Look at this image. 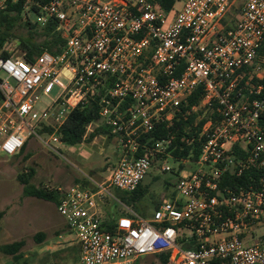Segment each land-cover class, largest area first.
Masks as SVG:
<instances>
[{
  "label": "built area",
  "instance_id": "1",
  "mask_svg": "<svg viewBox=\"0 0 264 264\" xmlns=\"http://www.w3.org/2000/svg\"><path fill=\"white\" fill-rule=\"evenodd\" d=\"M9 1H21L23 13L35 14L41 25L56 20L65 43L60 53L45 50L33 60L0 57V156L17 154L33 135L52 147L43 135L58 141L72 110L113 79L99 114L119 138L120 161L105 180L84 174L91 186L46 185L60 193L56 206L77 236L79 264H137L159 253L169 254V264H264V236L244 241L264 226V67L258 62L264 0L239 7L238 0H185L173 18L155 0H0V10ZM234 9L238 18L230 23ZM64 69L68 82L60 78ZM246 75L249 94L239 87ZM56 86L59 94L38 109ZM198 87L200 106L216 107L218 117L203 127L199 157L179 160L195 168L181 171L176 197L147 217L113 190H136L154 160L161 171L171 170L164 156L172 137L141 156L138 138L171 118ZM45 127L53 132H41ZM250 168L259 175L249 185H223L228 173L241 176ZM107 199L122 210L113 228L106 225Z\"/></svg>",
  "mask_w": 264,
  "mask_h": 264
},
{
  "label": "rangeland",
  "instance_id": "2",
  "mask_svg": "<svg viewBox=\"0 0 264 264\" xmlns=\"http://www.w3.org/2000/svg\"><path fill=\"white\" fill-rule=\"evenodd\" d=\"M242 1L238 0L235 7H239ZM184 3L185 0H176L169 15L181 10ZM238 12L239 9H234L230 13V23L237 20ZM32 17L35 18L36 15L32 14ZM6 47L13 56L22 57L16 40L9 42ZM258 62L264 67V54H260ZM60 78L68 82L71 73L64 69ZM249 78L250 76L246 75L239 81V87L243 88L244 94L249 93ZM59 92L60 88L56 86L50 96H42L38 109L46 107L51 100L50 97H56ZM96 122L97 125L90 124L87 127V137L95 130V126L102 125L100 119ZM58 137L59 140L55 141L49 134L43 135L44 139L51 142L52 147H49L33 135L20 154L0 156V211L4 212L0 217V264H79L80 245L77 236L68 229L56 203L26 195L19 176L22 174L29 176L30 183L36 187L45 185L68 187L75 182L91 186L85 180L84 174H89L100 181L105 180L110 174L102 173L106 168L105 163L107 161H110V164L114 163L117 152L121 151L122 147L119 138L110 132L103 136L98 134L91 141L74 145H67L62 142L60 136ZM164 157L171 170L161 171V164L153 163L152 169L142 181L147 191L141 197V209L132 207L147 217L151 216L162 200L176 197L181 171L195 168L194 164L181 163L170 154ZM114 192L116 193V190ZM110 211L116 214V218L122 215L120 205L112 199H107L104 214L110 216ZM40 234H44L43 240L39 239ZM262 236L264 226H258L245 236L244 241L247 244L255 243ZM14 242H22L16 253H8L2 249L3 245ZM138 264L162 263L156 255H145L139 259Z\"/></svg>",
  "mask_w": 264,
  "mask_h": 264
},
{
  "label": "trees",
  "instance_id": "3",
  "mask_svg": "<svg viewBox=\"0 0 264 264\" xmlns=\"http://www.w3.org/2000/svg\"><path fill=\"white\" fill-rule=\"evenodd\" d=\"M155 2L165 11L169 12L174 8L176 0H155ZM33 11H35V8H33ZM12 40L17 41V46L21 51L20 55L27 60H33L35 56L40 55L45 50L60 53L65 43V37L58 30L56 20H49L45 25H41L31 15L23 13L21 1H9L7 6L0 10V57L12 56V52L6 47ZM259 53L264 54V45L260 48ZM254 82L258 84L259 80L255 79ZM112 83V78L107 79L105 88L94 98L90 99L87 103L79 104L72 110L57 131L63 143L74 145L84 141H91L98 134L110 132L109 128L102 124L96 127L88 137L86 136L87 127L100 119L99 111L102 98L107 94V90L111 87ZM202 96V87L196 88L183 101L180 110L171 118L156 122L149 131L143 132L138 138L139 148L137 156L145 155L147 148L152 147L159 140L172 137V144L168 148L170 154L177 160L190 159L195 161L199 157L202 145L206 139L202 134L204 125L210 119L218 117L216 107L200 106ZM261 119L264 124V112ZM42 131L51 133L53 132V128L45 127ZM27 142L21 151L15 155L24 151ZM234 151L239 156H245V152L237 147H234ZM153 163H156V160ZM183 166L182 164L181 167ZM258 175L259 173L256 168L246 170L241 176L228 173L225 176L223 185L231 187L249 185L253 182L252 178L257 179ZM19 177L24 184V193L26 195L55 203L58 202L60 193L56 189H50L46 185L36 187L30 183L29 176L22 174ZM146 191L147 188L141 182L133 192L116 190L115 195L126 204L139 210L141 209V197ZM142 214L144 213L142 212ZM3 215L4 212L0 211V217ZM110 216L111 220L106 225L113 228L115 226L114 217L113 215ZM43 238L44 234H40L39 239L43 240ZM21 246L22 242H14L3 245L2 249L5 252L14 254L19 251ZM156 256L161 260L162 264H169L168 253H159Z\"/></svg>",
  "mask_w": 264,
  "mask_h": 264
},
{
  "label": "crops",
  "instance_id": "4",
  "mask_svg": "<svg viewBox=\"0 0 264 264\" xmlns=\"http://www.w3.org/2000/svg\"><path fill=\"white\" fill-rule=\"evenodd\" d=\"M175 14V13H174ZM174 14L172 15H169L170 16V18H173L174 17ZM91 124H95V125H97V122H93V123H91ZM96 127H98V126H95V128ZM103 134H105V133H102V134H99L100 136H103ZM98 135H96L94 138H96ZM120 152V153H119ZM119 152H117V158L115 159V161H114V163H112V164H110V161L108 162H106L105 163V170L104 171H102V173L105 175V173H110V171H111V168L112 167H114V166H116L117 164H118V162L120 161V159H121V156L120 155H122V152L121 151H119ZM107 165V166H106ZM102 175V174H101ZM75 183H77V182H75ZM72 184H74V183H72ZM71 184V185H72ZM114 190H117V189H114ZM113 190V191H114ZM114 194H115V192H114ZM125 203V202H124ZM128 205V204H127ZM130 206V205H129ZM111 212V211H110ZM153 213V212H152ZM111 215H113V217L116 219V214L115 213H113V212H111ZM152 215V214H151ZM111 217V216H110Z\"/></svg>",
  "mask_w": 264,
  "mask_h": 264
},
{
  "label": "clouds",
  "instance_id": "5",
  "mask_svg": "<svg viewBox=\"0 0 264 264\" xmlns=\"http://www.w3.org/2000/svg\"><path fill=\"white\" fill-rule=\"evenodd\" d=\"M14 145H11V144H6L5 145V148H7L9 151H12Z\"/></svg>",
  "mask_w": 264,
  "mask_h": 264
}]
</instances>
